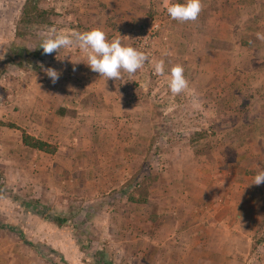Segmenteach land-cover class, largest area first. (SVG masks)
Masks as SVG:
<instances>
[{
  "label": "rangeland",
  "instance_id": "374dc122",
  "mask_svg": "<svg viewBox=\"0 0 264 264\" xmlns=\"http://www.w3.org/2000/svg\"><path fill=\"white\" fill-rule=\"evenodd\" d=\"M164 2L42 0L52 20L27 29L21 23L26 0H0V178L15 192L0 196V235L21 238L37 264H264V183L251 184L264 169V41L257 32L227 36L236 39L227 52L233 65L220 63L213 75L200 70L198 58L182 44L175 58L189 87L175 97L168 70L157 75L151 63L143 69L151 80L160 78L152 88L161 97L151 92L144 98L141 69L131 77L125 73L124 82L106 80L84 61L73 71L71 56H86L76 44L49 55L39 47L51 29L99 27L109 39L119 36L157 60L158 48L170 47L163 39L166 27L187 24L172 20ZM201 12H207L204 2ZM259 13L264 0H244L235 14L251 23ZM176 33L184 40L195 34ZM48 67L66 79L76 75L79 84L73 78L53 84ZM193 72L202 73L198 83ZM205 78L212 79L208 91ZM67 85L84 93L83 107L99 106L101 96L113 94L149 106L148 116L140 109L134 127H127L108 113L115 122L86 120L68 138L52 134L48 142L57 146V157L23 145L24 131L36 136L29 117L34 103L59 110L57 94ZM52 94L58 98L47 96ZM50 163L52 173L45 171ZM132 199L148 204L136 209ZM159 215L165 222L159 224ZM57 217L69 221L61 226ZM171 234L176 237L168 240Z\"/></svg>",
  "mask_w": 264,
  "mask_h": 264
},
{
  "label": "crops",
  "instance_id": "0c3cea01",
  "mask_svg": "<svg viewBox=\"0 0 264 264\" xmlns=\"http://www.w3.org/2000/svg\"><path fill=\"white\" fill-rule=\"evenodd\" d=\"M215 1L222 2L221 6L215 5L217 4L215 3ZM202 2H204L207 7V12L205 15L204 13L200 12L199 18L194 22H187V24H182V25L169 24L166 27L165 35L163 39L164 41L169 42L170 47L169 49L159 47L158 49H160L159 52L160 55L158 56L157 59V60L163 59L165 61L166 70L170 69L168 65L172 66L175 64H180V62H177L175 58V56H178L177 49L182 48V44H184L185 46L187 44L190 51H192L191 54H194L195 57L198 58L197 59L198 68L202 70V68L204 67L207 74L213 75L219 69L220 63H222V66L233 65V62L228 58L227 54L230 53L231 48H233L232 44L236 41V39L234 36V40H233L234 42H232V39L228 37H232L237 33H241L242 30H250L253 32H264V13H259L256 17L253 15L251 23L245 22L246 21L245 17H240V15L235 14L238 11V6L244 3V0H202ZM234 7H236L235 11H234ZM259 8H262V5H259ZM228 9H230L229 12ZM238 26L242 28L238 29L237 28ZM176 32L180 34H182V32L191 33V34L192 32H194L195 34L193 38L189 37L188 39L184 40ZM201 33H205V34H201ZM224 33H227L229 35L226 34V37H224ZM175 39H181V41L177 42ZM225 43H229V44H227L226 46ZM256 43L258 42H255L254 44ZM161 44L162 43L160 42V45ZM176 45L177 47H175ZM172 46H173V50H172ZM234 46L240 47L239 44H234ZM168 52H171L170 56L173 55V57H169V55H165V53ZM173 52H175V54ZM238 54H239V50H238ZM171 60H172V64L170 63ZM238 60L240 61L239 56H238ZM242 64L244 65V63ZM141 71H140L141 73H139L138 75L144 76L142 80L143 82H145L144 85L145 88H143L142 90L144 98H149L151 92H158L157 96L161 97V90H156V88L154 89L152 88V86H154L155 83L160 80V78L157 80L152 78L151 80V78L148 77L146 71H144L143 68L141 69ZM61 75L62 76H60V78L63 80V82L65 81L68 82L69 80H71V78H73V80L77 81V84H79L76 75L71 77L69 76V79L68 78L66 79L65 76H63V74ZM201 75L202 73L197 74V72L195 73L193 72L192 76H194L193 78H195L196 83H198V81L200 80V79L198 80V78ZM163 81L165 82L166 80ZM205 81H206V85H205L206 91L212 89L213 88L212 79L205 78ZM166 91L168 92V88H166ZM201 92L202 94L204 93L203 90ZM182 93L180 94L171 93V94H173L172 97H175V96H181ZM53 95L54 94H52V96L50 95L47 96H49L51 99ZM57 95L59 96V99L62 100L63 102L62 108H60L59 110L58 108L49 110L47 109L48 108L47 102L46 105L44 106L41 100L40 101L37 100L34 103V107H32L30 112V114L33 113V115L29 116L31 123L30 125L34 127L33 126L34 124L38 128L35 129L34 134L38 137L42 135V138H44L45 141H49V137L52 134H61V136L68 138L69 136H71V134H73L72 128H76V127L79 128L82 124H86L84 123L86 120L90 121V122L87 121L89 124H94V121L100 124L106 121L115 122V119L108 118V113L119 115L117 121H120L122 124H125L127 127H134L136 123V118L138 117L137 113L140 109L141 111L142 110L144 111V109H146L145 114L146 116H148L147 114H148L149 106H143V105L137 106V104H135L133 101L123 100V98L120 97L119 95H117L116 97L113 94H110V95H105L104 98H102L101 96L99 98V101L102 107L100 105L98 106V103L95 104V102L92 103L90 106L83 107L81 99L84 98L85 95L84 93H81V89L79 90V87L74 88L67 85L65 86V89H62L61 92L58 93ZM56 96H54L55 98L53 97L54 100L58 98ZM35 97H37L38 99L37 94L35 95ZM73 98L75 99L74 102L76 104H73L71 102ZM112 103L115 105L108 106V104H112ZM145 103L147 105H150L149 102H145ZM98 107H101L99 108L100 111L96 112ZM102 112H104V114H107L105 115L106 116L105 119H103L102 116H100ZM42 129H44L43 133L41 132ZM57 130H59L60 132L58 133ZM30 133L32 134V131H30ZM43 134L45 135L43 136ZM45 154L47 153H44L43 155ZM47 155L50 156L54 155L55 157H57L58 154L48 153ZM18 156H23V154L21 155L18 154L15 157ZM64 166L69 167L68 165H64ZM45 171L52 173L53 163H50V166L45 167ZM22 173L24 172L22 171ZM30 174L31 172L29 171V176ZM147 204L148 203L146 202L139 203L138 201L130 202V205L135 207L136 209L139 207V205L147 206ZM164 218L165 216L162 217L159 215V224L163 223ZM130 220L133 221L132 217L130 218ZM161 234H163V232L160 231L158 235ZM202 235L206 236L207 234H202ZM164 237L165 238H162L160 240L165 241L167 236ZM175 237L176 235L171 234L168 237V240ZM8 239L11 241L12 239L15 240V243H11L12 245L6 246L3 242H6ZM22 241H24L23 238ZM20 242H21V238L17 237V235L15 234L0 235V246H1L0 264H37V257L34 255L35 252H32V254H30L29 251H23L22 248L23 244H21Z\"/></svg>",
  "mask_w": 264,
  "mask_h": 264
},
{
  "label": "clouds",
  "instance_id": "9594fccd",
  "mask_svg": "<svg viewBox=\"0 0 264 264\" xmlns=\"http://www.w3.org/2000/svg\"><path fill=\"white\" fill-rule=\"evenodd\" d=\"M167 15L174 21L181 23L194 22L198 19L202 10V0H165L163 5ZM257 39L264 41V33L257 32ZM78 45L79 49L86 53L84 59L71 60L73 71L76 70V62L84 61L91 71L99 73L100 77L114 79L116 81H127L124 74L130 77L142 69L146 63H151L154 73L164 75L166 71L165 61L150 60L148 52L140 47L126 44L119 36L109 39L107 33L99 27L91 28L86 31L65 32L51 29L40 42L39 47L43 49L45 55L59 52L72 45ZM171 55V53H165ZM58 56V59L63 60ZM43 68V64H41ZM47 76L55 84L60 78V71L55 68H45ZM170 79L168 87L173 94H180L189 87V81L185 75V68L182 64H175L168 69ZM260 185L264 183V169H258L251 184Z\"/></svg>",
  "mask_w": 264,
  "mask_h": 264
},
{
  "label": "trees",
  "instance_id": "16d2710c",
  "mask_svg": "<svg viewBox=\"0 0 264 264\" xmlns=\"http://www.w3.org/2000/svg\"><path fill=\"white\" fill-rule=\"evenodd\" d=\"M41 2L42 0H26L22 11L21 23L25 25L24 27H26L27 29L30 28L32 25L46 24L52 20L53 12L44 8ZM21 35H25V33ZM11 126L15 125L11 124ZM23 143L28 147L44 151L49 154H55L57 152V146H55L54 144L43 139L37 138L36 136L25 131L23 132ZM12 194L15 195L14 190L9 187L5 179L0 178V196ZM132 200L135 201L134 199ZM55 221L59 225L64 226L69 221V219L57 217L55 218Z\"/></svg>",
  "mask_w": 264,
  "mask_h": 264
}]
</instances>
